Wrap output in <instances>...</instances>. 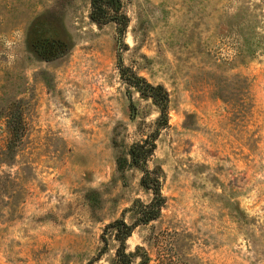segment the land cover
<instances>
[{
  "label": "rangeland",
  "instance_id": "obj_1",
  "mask_svg": "<svg viewBox=\"0 0 264 264\" xmlns=\"http://www.w3.org/2000/svg\"><path fill=\"white\" fill-rule=\"evenodd\" d=\"M121 1L119 40L89 0H0V264H119L104 228L152 195L117 158L159 116L119 59L169 94L147 162L165 203L132 264H264V0Z\"/></svg>",
  "mask_w": 264,
  "mask_h": 264
},
{
  "label": "trees",
  "instance_id": "obj_2",
  "mask_svg": "<svg viewBox=\"0 0 264 264\" xmlns=\"http://www.w3.org/2000/svg\"><path fill=\"white\" fill-rule=\"evenodd\" d=\"M89 2V19L97 25L109 22L115 23L118 38L121 40L128 25V17L122 11V1L89 0ZM118 65L122 80L135 88L143 97L151 99L159 112L154 131L144 140L132 143L127 157L117 158V166L120 170L124 169L125 166H129L136 167L142 172L140 184L152 196L148 203H143L139 199L134 201L133 206L129 209L134 212V219L131 223L126 222L123 217L117 218L105 226L102 234L103 241H106L105 236L107 233L113 234L118 243L115 255L119 264H132L136 255L134 252L126 251L127 238L138 225L147 224L157 219L165 203V197L162 194V172L159 168L149 169L147 162L156 148V139L161 128L165 127L168 122L169 94L162 84L150 83L145 77L139 76L128 67L123 66L120 59ZM5 124L8 138L6 148L2 151L12 153L23 140L24 124L21 115L6 116ZM9 194H11V198L14 197L13 192ZM148 262L149 257L144 254L138 264H148Z\"/></svg>",
  "mask_w": 264,
  "mask_h": 264
}]
</instances>
